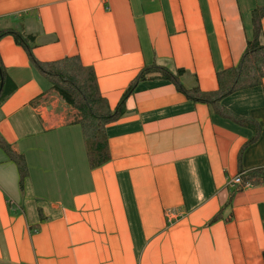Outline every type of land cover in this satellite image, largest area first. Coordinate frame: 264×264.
Returning <instances> with one entry per match:
<instances>
[{"label": "crops", "instance_id": "0c3cea01", "mask_svg": "<svg viewBox=\"0 0 264 264\" xmlns=\"http://www.w3.org/2000/svg\"><path fill=\"white\" fill-rule=\"evenodd\" d=\"M264 0H0V31L27 35L40 62L77 55L113 108L146 66L182 68L186 87L216 88L251 34ZM264 43V16L260 19ZM14 85L0 103V264H264V183L228 186L264 170V77L222 107L252 130L158 78L136 81L121 117L104 126L107 160L91 168L76 112L0 36ZM167 212H170L169 214Z\"/></svg>", "mask_w": 264, "mask_h": 264}, {"label": "trees", "instance_id": "16d2710c", "mask_svg": "<svg viewBox=\"0 0 264 264\" xmlns=\"http://www.w3.org/2000/svg\"><path fill=\"white\" fill-rule=\"evenodd\" d=\"M264 16V4L255 6L250 11L251 34L245 40V46L237 62L227 68L215 72L216 88L212 91H202L194 80V84L186 87L180 78L186 71L182 68L150 65L143 67L128 86L123 90L118 102L110 108L106 100L100 94L94 71L91 67L83 65L77 55L64 56L58 60L40 62L35 60L26 46L27 35H21L18 31L8 29L0 31V36L9 34L14 42L26 47L32 65L45 78L48 91L54 92L57 97L67 106L74 109L77 123L85 144L88 164L91 168L101 165L107 160L105 151V124L122 116L125 111L124 101L132 92L136 81L146 78L165 80L172 83L175 89L187 99L195 102L209 104L212 112L219 117L226 118L231 122L247 127L252 134L246 144L253 142L259 131V125L251 118L239 117L226 108L222 107L220 100L226 95L260 84L264 77V43L261 40L260 19ZM0 103L13 91L14 85L8 79L4 68L0 63ZM0 147L6 150L8 159L16 165L18 180L21 182L25 176V164L21 155L13 153L7 148V144L0 139ZM264 183V170L262 167L243 172L241 175L242 185H256ZM264 262V251L262 252Z\"/></svg>", "mask_w": 264, "mask_h": 264}, {"label": "built area", "instance_id": "2783aa9c", "mask_svg": "<svg viewBox=\"0 0 264 264\" xmlns=\"http://www.w3.org/2000/svg\"><path fill=\"white\" fill-rule=\"evenodd\" d=\"M241 175L242 173H238L236 175H234L232 178L228 179V186H234V185H237V184H241ZM168 214L170 212H167Z\"/></svg>", "mask_w": 264, "mask_h": 264}, {"label": "water", "instance_id": "95a60500", "mask_svg": "<svg viewBox=\"0 0 264 264\" xmlns=\"http://www.w3.org/2000/svg\"><path fill=\"white\" fill-rule=\"evenodd\" d=\"M1 79H2V77L0 76V88H1V84H2V83H1Z\"/></svg>", "mask_w": 264, "mask_h": 264}]
</instances>
